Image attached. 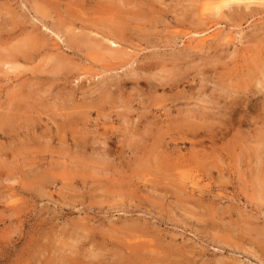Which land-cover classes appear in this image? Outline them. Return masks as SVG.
<instances>
[{"label":"rangeland","instance_id":"rangeland-1","mask_svg":"<svg viewBox=\"0 0 264 264\" xmlns=\"http://www.w3.org/2000/svg\"><path fill=\"white\" fill-rule=\"evenodd\" d=\"M0 264H264V0H0Z\"/></svg>","mask_w":264,"mask_h":264},{"label":"bare ground","instance_id":"bare-ground-1","mask_svg":"<svg viewBox=\"0 0 264 264\" xmlns=\"http://www.w3.org/2000/svg\"><path fill=\"white\" fill-rule=\"evenodd\" d=\"M114 46H116V43L115 42H111Z\"/></svg>","mask_w":264,"mask_h":264}]
</instances>
